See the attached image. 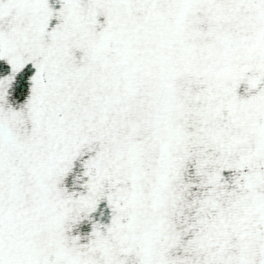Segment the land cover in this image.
Returning a JSON list of instances; mask_svg holds the SVG:
<instances>
[{"label":"snow or ice","instance_id":"snow-or-ice-1","mask_svg":"<svg viewBox=\"0 0 264 264\" xmlns=\"http://www.w3.org/2000/svg\"><path fill=\"white\" fill-rule=\"evenodd\" d=\"M0 264H264V0H0Z\"/></svg>","mask_w":264,"mask_h":264}]
</instances>
